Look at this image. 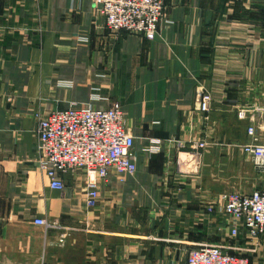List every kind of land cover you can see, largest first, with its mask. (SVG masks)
Returning a JSON list of instances; mask_svg holds the SVG:
<instances>
[{"label":"crops","instance_id":"obj_1","mask_svg":"<svg viewBox=\"0 0 264 264\" xmlns=\"http://www.w3.org/2000/svg\"><path fill=\"white\" fill-rule=\"evenodd\" d=\"M165 6L148 41L111 36L94 0H0V264H186L221 242L206 207L224 193L226 141L264 135V0ZM73 106L119 108L135 137L136 173L99 182L93 210L83 172L59 191L38 165L40 118Z\"/></svg>","mask_w":264,"mask_h":264},{"label":"built area","instance_id":"obj_2","mask_svg":"<svg viewBox=\"0 0 264 264\" xmlns=\"http://www.w3.org/2000/svg\"><path fill=\"white\" fill-rule=\"evenodd\" d=\"M105 21V28L116 36L134 35L154 41L165 17L164 0H94ZM212 97L205 93L201 111L209 113ZM246 111L239 113L246 118ZM252 141L242 146L255 171L264 180V135L254 126L247 130ZM38 165L50 179L52 189L64 191L62 175L83 172L86 177V204L89 210L100 203L99 182L111 174L133 175L137 171L135 137L125 124L119 108L106 110L92 106H73L40 118L37 130ZM206 142L194 147L206 148ZM207 212L223 216L224 227L216 244L194 246L186 264H264V188L250 194L223 193ZM45 230L58 228L56 223L36 220ZM63 240H61L62 242Z\"/></svg>","mask_w":264,"mask_h":264},{"label":"rangeland","instance_id":"obj_3","mask_svg":"<svg viewBox=\"0 0 264 264\" xmlns=\"http://www.w3.org/2000/svg\"><path fill=\"white\" fill-rule=\"evenodd\" d=\"M164 15L165 17L160 25V29L169 23L168 14L166 11V6H165V0H164ZM109 33L111 36H116L112 34L111 32ZM243 111L247 112L249 110L245 109ZM229 144L230 143L226 141V144H225L226 148H225V151L223 152V160L225 163L224 167L222 168V171H223L222 179L224 181V193L237 192L241 194H245V193L250 194L254 192L255 190L263 189L264 188L263 177L261 176V174L255 171L254 165L250 157L246 156L242 152V149L240 150L236 147H229L228 146Z\"/></svg>","mask_w":264,"mask_h":264}]
</instances>
